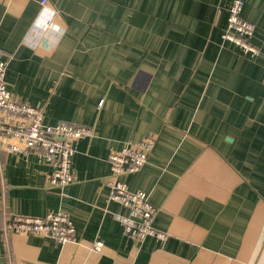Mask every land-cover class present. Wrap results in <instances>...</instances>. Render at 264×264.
<instances>
[{"label": "crops", "instance_id": "0c3cea01", "mask_svg": "<svg viewBox=\"0 0 264 264\" xmlns=\"http://www.w3.org/2000/svg\"><path fill=\"white\" fill-rule=\"evenodd\" d=\"M230 1L0 0L7 89L46 123L92 128L63 188L36 153L0 151V229L63 211L77 238L0 232V264H264V0H242L254 56L221 39ZM147 135V163L121 179L149 194L162 244L123 230L103 181L107 154Z\"/></svg>", "mask_w": 264, "mask_h": 264}, {"label": "built area", "instance_id": "2783aa9c", "mask_svg": "<svg viewBox=\"0 0 264 264\" xmlns=\"http://www.w3.org/2000/svg\"><path fill=\"white\" fill-rule=\"evenodd\" d=\"M46 0H41L45 3ZM242 0H231L227 5L226 26L221 33L246 55L254 56L258 48L250 42L254 24L241 15ZM47 18L43 22L46 27ZM6 62L0 57V151L12 154L36 153L50 167L47 183L63 188L74 181L71 158L77 150V141L92 134V128L83 124L59 120L54 124L44 121L43 108L19 101L7 89L4 79ZM155 137L147 135L139 141L125 143L119 151L109 152V174L103 181L109 189V199L119 203L123 211L114 212L113 218L123 230L137 240L152 237L165 243L168 235L156 228L154 219L157 207L143 190H131L121 179L125 174L139 171L147 163L155 146ZM0 232L5 235H36L49 238L58 244L76 242V230L63 211L48 212L42 216L24 214L4 215ZM96 241L92 249L100 250Z\"/></svg>", "mask_w": 264, "mask_h": 264}]
</instances>
